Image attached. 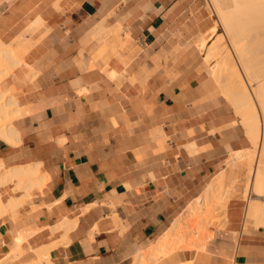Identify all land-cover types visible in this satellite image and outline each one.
Wrapping results in <instances>:
<instances>
[{
  "label": "crops",
  "instance_id": "crops-1",
  "mask_svg": "<svg viewBox=\"0 0 264 264\" xmlns=\"http://www.w3.org/2000/svg\"><path fill=\"white\" fill-rule=\"evenodd\" d=\"M196 8L197 0H0V43L23 50L0 80L18 104V136L0 138V160L37 163L46 178L15 218H0V264L37 263L47 246L52 264H132L228 153L247 147L195 48ZM229 211L228 229L205 248L153 264H264V228L239 229Z\"/></svg>",
  "mask_w": 264,
  "mask_h": 264
},
{
  "label": "bare ground",
  "instance_id": "bare-ground-1",
  "mask_svg": "<svg viewBox=\"0 0 264 264\" xmlns=\"http://www.w3.org/2000/svg\"><path fill=\"white\" fill-rule=\"evenodd\" d=\"M210 1H212L214 6L216 7L217 14L219 15V18L221 19L224 26L227 28V31L234 32V33H231L233 34V36L242 37V35H244L245 33L254 31V28L257 31H260L259 29L262 27V30L264 31V0H210ZM258 26H260L259 29H258ZM242 38L238 40L237 39L234 40L233 44L237 52L236 54L238 55L240 61L242 62L243 67L246 70L247 74L252 75L254 73L251 72V68L254 65H251L253 62L252 63L250 62L252 61L250 60V57L253 55L252 53L253 51L251 48L247 46L246 42L241 43V40L243 41ZM205 43L206 41L203 39L198 41L200 48L203 50H205L206 48ZM6 45L7 44L0 43V80L6 77L7 75L11 74L12 70L17 65L20 64V59H19L20 55L18 53V50L16 49L14 50L10 44H9L10 46L9 48H7ZM223 49L224 47L220 44L219 41L217 40L214 41L205 51L206 60L210 62L211 60L213 61V58L215 56L216 58H218L217 55L219 56V54L224 51ZM226 53H225V56L222 55L224 54L222 53L221 55L223 57L220 55L222 58L220 57L221 59H217L216 61L212 63V72H213L212 74L214 76L213 78H215L216 81L220 83L219 85L222 89V93L225 99H227V101H229L230 103L234 105L235 109L237 110V113L240 115V118L242 119L241 123H243L244 127L249 132L251 142L255 146H257V144L259 143L262 149L261 153L259 154L260 156L259 158L257 157L258 159H255V162H253L252 156L254 153L252 152L251 149L242 151L243 154L240 153V155L237 152L233 154L230 157L231 161L236 162L238 160L240 161L248 160L247 166H246L247 173L244 178L245 188L242 186L244 188L243 192L239 193L238 189L235 188L236 182L239 181L238 178H232L229 181V185L227 187L223 185L222 183L223 180L220 177L212 180L208 184L203 194L200 197L196 198L194 201H192L186 207L185 211L171 224L169 229L165 231V233L154 244H152L150 247H148L146 250L142 251L138 255L136 254V256L133 259L132 264H153L159 258L164 257L172 253L173 251H177L179 248H182V249H191V248L202 249L204 248L206 246L204 237L206 238V236H209V238L211 239L212 234H213V231L210 230V227L213 222L212 219L214 217L217 218V215L218 217H220L224 215L225 213H227V217L222 218L223 226H226L225 224L228 223V212H227L228 205L227 204L229 203L231 199H232V202L242 201L244 198L247 199L245 203V210L243 213V220H242L243 228L245 227L247 223L246 220L254 222L258 226L264 227V200L262 199L264 198V135L261 136L262 139H260V141L258 140L260 124L263 125L261 126L262 127L261 133L263 132L262 134H264V84H262L264 82H262L261 83L262 85H259V87H257L258 89L255 91L258 100L261 102V103L259 102V104H261L260 107H262L261 115H263L262 120H261L260 117L257 115L256 111L254 110V107L252 105V103L254 102H252L249 92L247 91L244 84L242 83V80L240 78L241 76L239 75V73L237 72L233 64L234 62L232 63L231 58L228 57V54ZM18 55L19 57H17ZM257 65L259 66V64ZM263 78L262 80H264ZM258 100H256L257 103H258ZM15 102L16 100L13 99V96H11V94L7 90H1L0 88V138L4 139L5 141L9 143L17 135L16 130L10 124L13 117H16L14 113V110H15L14 107L16 108V105L18 104L17 102L16 103ZM259 152H260V149H259ZM3 167L4 165L0 160V172ZM45 179H46L45 175L44 173L41 172L40 165L37 163L28 165V166L19 165L18 167H9L7 169H4V171L0 173V185L1 186L10 184L13 181H19V182L23 181L24 184L22 186V189H24L23 195L25 196L30 195L33 190H36V189L40 190L44 184ZM16 184L18 183L16 182ZM248 187H250L249 188L250 191L256 196V198L254 199L248 198V196L246 195ZM238 196H241V197L237 198ZM18 198H19V195L15 197H10V199H8L7 201H3L1 193H0V206H2L1 203H3L4 206L2 207H4V209L5 207L6 208L8 207L7 210L5 209L6 211H3L4 209L2 208L3 209L2 210L0 207V214L1 215L3 214L2 216H5L4 212H7L6 214H8L9 209H11L10 213H12L13 207L18 202L17 201ZM229 207H230V211L232 212L235 211L234 210L235 207L231 206V202H230ZM217 208H220V209L219 211L215 212V209ZM1 215H0V218H1ZM230 216L234 217V214ZM68 225L69 224H65L64 222L59 223L58 225L53 227V229L66 228L68 227ZM210 231H212V233ZM58 235L59 234H57V236ZM21 237L17 238L18 243L22 241ZM196 237L197 238L200 237L198 238L200 240L196 239ZM61 240H59V242ZM52 241L50 243H52ZM40 246H43V245H40ZM37 249L38 250H36V253L38 254V260L33 259L35 262L37 261V263H34V264H43L44 261H45V264H52L48 260V255H47L48 249H49L48 246L42 247L40 249L37 248ZM19 250L21 251V249ZM20 254L22 253L20 252Z\"/></svg>",
  "mask_w": 264,
  "mask_h": 264
},
{
  "label": "rangeland",
  "instance_id": "rangeland-1",
  "mask_svg": "<svg viewBox=\"0 0 264 264\" xmlns=\"http://www.w3.org/2000/svg\"><path fill=\"white\" fill-rule=\"evenodd\" d=\"M196 11H197V13H199V15H198V19H199V21L201 22V23H203V27H202V33L199 35L200 37L202 36L203 38H201L200 40H205L206 41V43H205V50H203V49H201L200 48V46H199V44H198V40L199 39H197V41H196V46H195V48L198 50V51H200V53L202 54V57H203V59H204V61H205V63H206V65H208L209 67H210V70H209V72H210V75H211V78H212V80L214 81V83L218 86V88H219V92H220V94L222 95V97L224 98V100H226V102L228 103V105L233 109V112H234V114L236 115V117L239 119V121H240V125L242 126V128H243V130H244V134H245V137H246V139H247V147L245 148V149H242V150H239V151H234V152H231V153H228V155L226 156V159H225V161H224V165L222 166V168H221V170L220 171H222L223 170V175H224V177H225V180L223 179V176H216L218 173H216L215 175H214V177H212L211 179L212 180H214V179H217V178H222V183H223V185L225 186V187H227L228 185H229V181L231 180V178H234V177H237L238 179H239V181H237L236 182V184H235V188L236 189H238V192L239 193H241V192H243V189L245 188V183H244V178H245V176H246V173H247V170H246V166H247V162H248V160H242V161H240V160H238V161H236V162H234V161H231L230 160V157L233 155V154H235L236 152L240 155V153L241 154H243V152L242 151H245V150H248V149H251L252 150V152L254 153H252L253 154V156H252V160H253V162H255V159H258L259 158V154L261 153V151H262V149H261V147H260V145H259V143L257 144V146H255L252 142H251V140H250V136H249V132L247 131V129L244 127V125H243V123H241V121H242V119L240 118V115L237 113V110L235 109V107H234V105L232 104V103H230L229 101H227V99H225V97H224V95H223V93H222V89H221V87H220V83L218 82V81H216V79L215 78H213L214 76H213V72H212V63L214 62V61H216L217 59H221L223 56L222 55H224L225 56V53L226 54H228V57H230L231 58V61H232V63L234 64V66H235V68H236V70H237V72L239 73V75L241 76L240 78H241V80H242V83L244 84V86H245V88L247 89V91L249 92V94H250V98L252 99V102H254V103H252V105H253V107H254V110L256 111V113H257V115L260 117V119L262 120V116L263 115H261L262 113H261V109H262V107H260L261 106V104H259V100H258V98H257V95H256V90L258 89L257 87H259V85H262V84H264V83H262V82H264V80H262V78L264 77V31L262 30V27L260 28V26H258V29L261 31H257V30H255V28H254V31H252V32H247V33H245L244 35H242V37H240V36H233V34H231V33H234L233 31H227V28L224 26V24L222 23V21H221V19L219 18V15L217 14V10H216V7L214 6V4L212 3V1H210V0H197V8H196ZM257 26V25H256ZM213 27H214V29H213ZM257 28V27H256ZM214 31H213V30ZM211 30V31H210ZM211 32V33H210ZM256 32H257V34H256ZM257 35H259V36H257ZM262 35V36H261ZM253 37V38H252ZM208 38V39H207ZM210 38V39H209ZM213 38V39H212ZM243 39V41L241 40V43L242 42H246V44H247V46L249 47V48H251L252 49V53H253V55L250 57V60H252V61H250L252 64L251 65H254V66H252V68H251V72H253L254 74H247V72H246V70L244 69V67H243V64H242V62L240 61V59H239V57H238V55L236 54L237 52H236V49H235V47H234V40H238V39ZM199 40V41H200ZM219 41L220 42V44L224 47V51L223 52H221L220 54H219V56L217 55V57L218 58H216V56L213 58V61L211 60L210 62L209 61H207L206 60V58H205V51H206V49L214 42V41ZM11 45V44H10ZM6 47L7 48H9L10 46H9V44H7L6 45ZM11 47L15 50H19L20 51V57H19V55L17 56V57H19V59L21 60V63H22V58H21V56H22V52H23V50L22 49H20L19 47H13L12 45H11ZM12 48H10V49H12ZM257 50V51H256ZM222 53H224V54H222ZM222 54V55H221ZM222 57H221V56ZM221 57V58H220ZM260 57V58H259ZM229 58V59H230ZM259 61H260V63H259ZM20 63V64H21ZM19 64V65H20ZM257 64H259V66L257 65ZM258 68V69H256V68ZM250 72V73H251ZM256 76V77H255ZM258 76H259V78H258ZM252 78V79H251ZM258 78V79H257ZM261 78V79H260ZM215 79V80H214ZM264 79V78H263ZM262 80V81H261ZM216 81V82H215ZM262 83V84H261ZM258 84V85H257ZM255 86V87H254ZM10 93V92H9ZM252 95V96H251ZM256 95V96H255ZM256 98V99H255ZM256 100H258V103H257V101ZM261 103V102H260ZM259 113H260V115H259ZM10 124H11V122H10ZM12 125V124H11ZM261 126H263L262 124H260V127H259V135H258V140L260 141V139H262V137L261 136H263L264 134H262L261 133ZM259 149H260V152H259ZM259 152V153H258ZM258 153V154H257ZM258 157V158H257ZM8 167H3L2 169H1V172L0 173H2V171H4V169H7ZM216 176V177H215ZM16 182L18 183V184H16ZM14 183V184H13ZM21 185H20V184ZM23 181H21V182H19V181H13L12 183H10V184H7V185H0V193H1V196H2V200L3 201H7L8 199H10V197H15V196H18L19 195V198L17 199V203L15 204V206L13 207V212L12 213H10L11 211V209H9L8 211H9V213L8 214H10V215H12V217L13 218H15L16 216H17V210H18V208H20V207H22L24 204H26V203H28L30 200H31V198H32V196H33V192H34V190L31 192V194L30 195H28V196H25V195H23L24 194V189H22V186H23ZM19 186V187H18ZM244 188H243V187ZM9 188V189H8ZM12 188V189H11ZM206 188V187H205ZM250 187H248L247 189V192H246V195L248 196V198H252V199H254V198H256V196L250 191V189H249ZM6 189V190H5ZM10 189H11V191H10ZM15 189V190H14ZM20 190V191H19ZM22 190H23V192H22ZM14 191V192H13ZM7 192V193H6ZM203 192V191H202ZM201 192V193H202ZM200 193V194H201ZM199 194V195H200ZM198 195V196H199ZM197 196V197H198ZM241 196H238L237 198H240ZM243 198V197H242ZM241 198V199H242ZM247 198V197H246ZM263 200H264V198H262ZM246 201H247V199H243L242 201H237V202H235V201H233L232 202V199L229 201V203L227 204L228 206H227V212H228V210L230 209V202H231V206H233V207H235V211H233V213L234 214H236L237 213V211H238V223H237V228H241L242 227V220H243V213H244V210H245V203H246ZM2 204V206H4L3 205V203H1ZM14 204V203H13ZM2 206H0L1 207V209L3 208L4 209V207H2ZM222 208V207H221ZM2 209V210H3ZM5 209L7 210L8 209V207L6 208L5 207ZM3 210V211H6V210ZM219 209L220 208H217V209H215V212H217V211H219ZM237 209V210H236ZM5 213V215H8V214H6L7 212H4ZM222 214H224V213H222ZM222 214H220V215H222ZM1 215V214H0ZM3 215V214H2ZM1 215V217H3ZM219 215V216H220ZM230 215H232V211H230ZM223 216V217H222ZM222 216H220V217H218V215H217V218L216 217H214L212 220H213V222H212V225H211V227H210V230H212L213 231V234H212V237H211V239H214V238H216L217 236L216 235H218V233L219 232H225L227 229H228V227H227V225L228 224H225L226 226H223V220H222V218H226L227 217V213H225L224 215H222ZM215 219V220H214ZM246 227H250V228H264V227H261V226H258V225H256L254 222H251V221H249V220H246ZM212 231H210L211 233H212ZM239 232V231H238ZM210 233V234H211ZM231 234H232V237L234 238V240H235V243H239V236H240V234H238V233H235L234 231H232L231 232ZM233 234H235V236H233ZM238 235V236H237ZM198 238H200V237H198ZM197 237H196V239H198ZM204 239H205V245L206 244H208V242H211L212 240L209 238V236H206V238L204 237ZM198 240H200V239H198ZM221 244H224V241L221 243ZM228 244V243H227ZM226 244V245H227ZM205 248V247H204ZM191 249H200V248H191ZM203 249V248H202ZM178 250H183L182 248H179Z\"/></svg>",
  "mask_w": 264,
  "mask_h": 264
}]
</instances>
